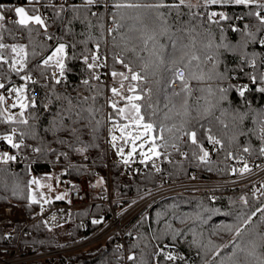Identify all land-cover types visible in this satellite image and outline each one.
<instances>
[{"label": "trees", "instance_id": "trees-1", "mask_svg": "<svg viewBox=\"0 0 264 264\" xmlns=\"http://www.w3.org/2000/svg\"><path fill=\"white\" fill-rule=\"evenodd\" d=\"M116 2L129 0H98L91 5L87 0H0V5L9 9L24 6L31 15L40 14L45 22V26L33 23L20 26L0 21L3 25L0 43L7 46L0 49L3 53L0 81L9 84L23 72L38 76L37 84L30 83L29 87H33L34 97L29 96V90L24 94L27 106L23 115L6 106L5 99L0 102V142L7 143L2 137L12 135L14 142L21 144L19 148L9 144L11 152L21 159L20 163L0 164V203L19 205L35 220L42 205L31 200L30 181L34 176L43 178L53 169H60L61 178L71 181L64 184L67 191L77 188L84 176L89 182H95L99 176H104L106 181L99 193L91 190L92 206L72 212L69 225L54 228L39 220L28 228L21 242L33 245L38 252L83 240L106 222L102 215L106 213L108 219L111 209L99 201L108 186V173L113 209L119 211L134 202L126 200L129 194L140 197L157 189L167 179L180 182L194 176L200 180H229L251 176L264 167L261 152L264 148V92L259 91L264 88V46L260 43L264 38V24L255 15L256 12L262 15L264 9L257 4L185 0L179 9L117 10L113 6ZM130 2L152 4L158 0ZM178 2L164 0L165 4ZM259 4H264V0H259ZM211 10H225L227 19L216 24L202 16L203 12ZM158 13L164 14L161 21L156 20ZM137 15L142 17L143 23L135 20ZM162 21H166L163 26L168 29L167 34L159 35L155 46L149 42L145 47L141 29L147 26V31L159 32ZM118 24L123 26L117 27ZM173 41L177 43L175 49ZM60 44L65 45L63 75L66 82L41 83L57 68L54 64L45 65L44 60ZM13 45L23 46L24 52L19 55L12 52ZM106 49L108 83L105 75L89 68L85 62V57ZM22 57L23 69L14 71L13 60L19 69ZM118 60L137 72L147 63L146 80H124L121 89L122 78L113 77L112 72H123L129 77L131 74ZM177 68L184 72L192 90L187 115L181 107L187 94L182 92L181 96H175L174 92H181L180 81H176L178 88L171 83ZM247 82L251 85L241 96L238 86ZM130 84H139L137 94L145 97L136 103L141 104L144 122L154 124L152 132L162 161L159 167L148 162L131 171L123 165H111L108 172V131L112 125L123 121L118 109L127 104L125 99L113 96L111 89H119L126 97L133 94L127 91ZM112 102H116V109L111 106ZM147 104L152 107H146ZM9 116L13 119H7ZM185 130L196 131V144L184 135ZM209 134L220 140L214 161L200 159L204 151L210 152ZM182 137L186 138L183 144ZM173 145H182L187 154L171 163L168 156ZM238 156L250 159L246 165L248 171H241L245 166L234 172L229 170L226 162ZM56 157L58 163H54ZM261 187L260 195L256 194L255 184L249 182L229 189L161 198L150 207L148 214L139 215L127 225V264H221V261L231 264L227 257L234 252L239 264H258L259 259H264V178ZM64 202V199L58 200L49 206ZM249 217L250 221L245 224ZM87 218L91 224L85 228L81 222ZM227 226H232V230ZM236 228L242 229L240 236H236ZM59 235L64 242H60ZM7 238L0 226V245H5ZM118 240L119 235L115 234L96 245L33 264H122ZM253 244L256 255L249 256ZM236 245L245 251H239ZM168 248L176 251L170 252ZM167 255L175 259L168 260Z\"/></svg>", "mask_w": 264, "mask_h": 264}, {"label": "built area", "instance_id": "built-area-1", "mask_svg": "<svg viewBox=\"0 0 264 264\" xmlns=\"http://www.w3.org/2000/svg\"><path fill=\"white\" fill-rule=\"evenodd\" d=\"M0 11L6 14L7 18L5 21L7 23H13L16 20L15 13H12L9 7L4 6L3 8H0ZM212 13H216V15L212 16ZM221 13H223L227 17V13L225 10H211L209 12H203L202 16L206 19H209L213 23L220 24L226 20L221 18ZM261 16H264V13H262ZM238 20H241V17H239ZM96 55L99 57V59L94 63L92 61L93 55L89 56L87 65L93 64L92 69L99 70L102 75H105L106 83H108V49H106V51L104 52H99ZM181 74L184 75V72L181 71ZM20 76L14 78V80L9 84H5L3 81H0V83L4 84L5 86L4 88H0V95L5 98V105L8 107H12V105L14 104V99H16L20 94H25L27 90H29V96L34 97L35 95L33 87L30 89L29 87L30 83L33 85L37 84L38 76L31 72H23ZM27 77H30L31 79H27ZM57 80H59L60 82L57 83ZM65 82L66 77L64 75L61 76L59 68H55L51 71V74L47 76L41 83L64 84ZM249 85H251L250 82L240 83L238 89L239 91L244 90L245 86L248 87ZM174 87L178 88V83H175ZM13 89H20L21 91L17 93L16 91H13ZM181 142L182 144L185 143L186 138L182 137ZM106 146V167L108 169V172L111 165H123L129 171H131L132 169L137 168L140 165H147L148 162L156 167H159L162 161V157L160 155L158 157L156 156L150 161H145L143 160V155H141V152H137L135 156L127 160V163L121 164L117 153L109 145L108 137ZM217 146L218 144H213L210 142V152L204 159V161H214L213 155H215L216 153ZM3 151L12 153L10 145L6 142L1 141L0 152ZM186 154L187 150L184 149L182 145H175V147H172L171 149V155L168 156V161L171 163L177 162L180 158H184ZM12 155L15 157V159L9 162V164L21 162V159H19V156L17 154L12 153ZM58 161L59 159L57 157L54 158V163H58ZM141 161L144 162L142 163ZM226 163L229 166V170L231 172H234L250 163V159L247 157L238 156L236 158H230ZM257 172L255 174H257ZM255 174L229 180H200L195 178L194 176L180 182H172L167 179L164 180L157 189L149 191L140 197H135L133 194H129L126 200H133L134 202L119 211H114V200L112 199L111 195L110 179L108 173V186L106 187V191H104V194H102L99 203L107 205L111 209L112 215L107 219V214L103 213L102 217L106 219V222L89 237L70 245L61 246L43 252L36 251L33 245L22 244V236L28 232V228L30 226H32L36 221L39 220L47 222L51 227L54 228L69 225L72 221V212L77 211L83 207L92 206L94 203L92 202L91 198V186L88 178L86 176L82 177L78 182V187L68 191L69 196L65 199L64 203L55 206H42L39 209L37 218L35 220H31L26 210L19 205L12 203H0V226L3 227L8 237L7 243L5 245H0V264H33L34 262L41 259L59 257L77 250H82L89 246L96 245L103 240L114 236L115 234L119 235L117 246L119 251L123 255L122 264H127L128 238L126 237V227L139 215L148 214L150 207L155 202H157L161 198H166L172 195L185 194L195 191L201 192L213 189H229L242 186L248 184L249 182H246L247 179L254 176ZM261 180L258 182V184H255L257 195H260L262 192ZM62 183L68 185L71 183V181L69 178H63ZM245 198L246 195L244 194L242 196V200L244 201ZM90 224V218H87L86 220L81 222V225L85 228L90 227ZM168 250H170V252L176 251L175 248H168Z\"/></svg>", "mask_w": 264, "mask_h": 264}, {"label": "snow or ice", "instance_id": "snow-or-ice-1", "mask_svg": "<svg viewBox=\"0 0 264 264\" xmlns=\"http://www.w3.org/2000/svg\"><path fill=\"white\" fill-rule=\"evenodd\" d=\"M31 2V0H30ZM98 2V0H87V3L89 5L93 4V3H96ZM208 3H212V4H217V3H235V4H244V5H249V4H257L258 7L264 9V4H259V0H207ZM185 3V0H179L178 3H173V4H165L164 3V0H158L157 3H152V4H141L139 2H116L114 3V7L117 9V10H120V9H141V8H144V9H149V10H152V9H160V8H176V9H179V7L181 5H183ZM189 7H191V5H188ZM4 6L3 5H0V8H3ZM10 11H14L15 13V16H16V20L14 21L16 24H19V25H22V26H27L29 23H35V24H39L41 26L44 25V20L41 18V16L39 15H29L28 12L25 10L24 7H15L14 9H10ZM95 14V13H94ZM163 13H158L157 16H156V20L158 21H161V18L163 17ZM216 13H212V16H215ZM255 15L260 19V22L261 24H264V16H261L260 15V12H256ZM221 18L222 19H227V17L221 13L220 14ZM6 14L2 11H0V21H4L6 20ZM135 20H137L138 22L140 23H143V20H142V17L137 15L135 17ZM166 24V21H162V26L160 28V31L157 32L155 29H152L150 32L146 30V27L144 29H141V31L143 32V35H142V39H143V43L145 45V47H147L148 43L149 42H152L153 45L155 46V44L157 43V38L159 35H164V34H167V31L168 29L166 27H164L163 25ZM123 25H117V27H122ZM0 27H3V25H0ZM135 30V29H133ZM261 44H264V40H261L260 41ZM173 48L175 49L177 47V43L176 41H173ZM5 47H7L6 45H4L3 43H0V49H4ZM186 47V46H185ZM12 52L14 53H17V55H19L20 53H23L24 52V47L23 46H16V45H13L12 48H11ZM65 52V45L64 44H60L59 47L56 48L55 52L53 53L52 56H49L46 60H44V64L47 65L49 63V61H51L53 59L54 56H57V55H60L61 56V59H58L57 60V66L59 67L60 69V74L61 76H63L64 74V69H65V65L62 61V57H63V54ZM25 56H26V53H25ZM3 58V53H0V59ZM99 59V57L97 55H93L92 56V61L95 63L97 60ZM180 61L183 60V56H181L180 58ZM193 59H197V57H193ZM87 60L88 58L85 57V62L87 63ZM119 63L123 64L124 67L127 69L128 73H130V77L128 75H125V73L123 72H120V73H117V72H112V76L113 77H116L117 75H119L122 80H121V84H120V88L123 89L124 88V83L123 81L124 80H131V81H136V82H142V81H145L146 78H147V70L149 68V65L146 63V64H143L142 67H141V71L140 72H137V71H134L133 68L125 63L123 60H118ZM5 63H7V61H5ZM17 62L15 60H13V70L14 71H17L19 72L20 70L23 69L24 67V63H23V57L21 58V61H20V68L17 69L15 67V64ZM177 63L176 60L173 61V64L175 65ZM89 68H92L93 67V64H89L88 65ZM144 73L143 75L141 73ZM97 79L99 77H96ZM192 78H202V77H192ZM27 79H31L30 77H27ZM179 80L180 81V86H181V92H174V95L175 96H181V93H186L187 95L183 98L182 100V104H181V107L183 108L184 112L183 114L184 115H187L188 114V107H189V104H188V97L191 96V89L188 85V81L186 79V77L184 75L181 74V71L179 68L176 69V71L173 73V79L171 81V83L173 85H175L176 81ZM253 80L255 81V77H253ZM60 81L57 80V83H59ZM85 84L88 83L87 80L84 81ZM139 86V84H136V85H132L130 84L128 86V89L127 91L130 92V93H133L132 95H128V96H123L122 95V92L113 87L111 89L112 91V94L113 96H119L121 97V99H125L127 101V106H130V108L134 111L135 113V116L132 118V124L135 125V128H136V134L134 135L132 131H126V129L130 128V125H124L123 127H120V132H121V136L124 137V136H127L131 143H132V149H131V152H129V156H131L133 153L136 152V141L137 140H141L142 137L148 133H150L153 129H154V124L151 123V122H147L145 123L144 122V116L141 114V104L139 103H136V101H141V100H144L145 97L144 95H141V94H137V87ZM4 84L0 83V88H4ZM246 88V86H245ZM13 91H16L17 93H19L21 90L20 89H13ZM142 91V90H141ZM259 91H262L264 92V88H260ZM151 93V89H149V94ZM240 95L243 96L244 95V90H241L240 91ZM4 97L2 95H0V102H3L4 101ZM13 107H15L16 105L13 104L12 105ZM27 105H25L24 103H21L20 104V107L21 109L25 108ZM114 109H116L117 107V104L116 102H112V105H111ZM146 107H152L151 104H147ZM165 107H167V105H165ZM173 107H175V105H173ZM118 112L120 114H124L125 113V108H119L118 109ZM155 114V113H153ZM179 114V113H177ZM21 115H23V113L21 112ZM167 118V114H166V117ZM7 119L11 120L13 119L11 116H9ZM22 123H27V121H21ZM140 128H143L144 129V132H140L139 129ZM161 132L164 131L163 128L160 129ZM169 131H171V129H169ZM262 132H264V129H262ZM15 133V129H13V134ZM209 133H210V130H209ZM184 135L188 136L189 139L191 140V142L193 144H196L197 143V139H196V136H197V133L195 130H185L184 131ZM2 139L6 140L8 144L11 145L12 148H19L21 146V144H18V143H15L14 140H13V136L12 135H6V136H3ZM117 137L115 135L112 136V141H113V147H115V141H116ZM160 139H163V137L161 136ZM207 139L209 142L213 143V144H219L220 143V140L216 139L213 135L209 134L207 136ZM127 142V141H126ZM22 143V142H21ZM144 144L141 143L140 147L143 148ZM157 145L155 144V138H153V142H152V146L149 148V152H151L154 156H159V152L157 151ZM173 147H175V145H173ZM203 151V149H201ZM36 151H39V149H36ZM245 151H247V149H245ZM261 152L264 153V148L261 149ZM120 153L122 154L123 153V149L121 148L120 149ZM141 155L145 156L146 158H150L147 156V153H141ZM208 156V152L204 151L203 153V156L200 157L201 160H204L206 157ZM15 157L14 156H10L8 155V153L4 152V153H0V160H2L4 163H7L9 160H14ZM128 161L125 160V163H127ZM142 163L144 161H141ZM249 169L247 168V166H245V168L241 169V171H248ZM50 178V177H49ZM30 183L32 184H37L39 185L40 182L38 180H35L33 179L32 181H30ZM51 187V186H49ZM56 199H63L62 196H57ZM33 202L36 203L38 201H36L35 197L33 196ZM45 202H48V201H45ZM255 213H253L254 215ZM250 221V217L244 221L245 224H247L248 222ZM99 221H94V223H98ZM228 227V230L231 231L232 230V226H227ZM241 232H242V229L241 228H236V236H240L241 235ZM237 249H239V251H245V249H242L240 248L239 245H236L235 246ZM218 254V253H217ZM248 255L249 256H255L256 255V245L253 244L251 249L248 251ZM236 256V252L233 253L232 256H229L227 257V259L229 261H231V264H239V261L237 259H234V257ZM168 260H173L175 259V257H173L172 255H167L166 257ZM129 259H132V257H129ZM221 264H224L223 261H221ZM258 264H264V259H259L258 261Z\"/></svg>", "mask_w": 264, "mask_h": 264}, {"label": "rangeland", "instance_id": "rangeland-1", "mask_svg": "<svg viewBox=\"0 0 264 264\" xmlns=\"http://www.w3.org/2000/svg\"><path fill=\"white\" fill-rule=\"evenodd\" d=\"M53 53L50 56H52ZM64 57H65V52L62 57L63 62H64ZM58 59H61L60 55L54 56L53 59L49 61V63L54 64L57 68H59L57 66ZM21 103H24L25 105L27 104V100L24 94L23 95L20 94L17 96L16 99H14V104L16 106L15 107L12 106V109H16L17 112L21 113L24 109V108L21 109L20 107ZM120 108H125V113L123 115L120 114V117L122 118L123 121L121 123L112 125L109 128V132H108L109 145L117 153L120 163L121 164L125 163V160L132 158L133 156L137 154V152L147 153V156L150 158H146L145 156H143V160L145 161H150L154 159L156 156H154L151 152H149V148L152 146L153 138H155L154 133L152 131L144 135L141 140H137L136 141V152L133 153L131 156L128 155L129 152H131L132 143L127 136H124V137L121 136V132L119 129L120 127H123L126 124L130 125V128L126 129V131H132L133 134L135 135L136 128H135V125L132 124V118L135 116V113L130 108V106H127V104L122 105ZM139 131L144 132V129L140 128ZM113 135L117 137L116 141L114 142L116 145L115 147H113V141H112ZM141 143L144 144L143 148L140 147ZM155 144L157 145L156 140H155ZM121 148L123 149L122 154L120 153ZM157 151H158V147H157ZM4 152L8 153V155L10 156H13L12 153L8 151H3L0 153H4ZM11 161L12 160H9L7 163H4L2 160H0V164H9V162ZM263 176H264V168L259 170L257 174H255L254 176L249 177L246 182H253L254 184L256 183L258 184V182L263 178ZM104 178H105L104 176H99V178L95 182H90L91 190L93 189V191L96 194L102 190V187H105L106 181ZM33 179L38 180L40 184L37 185V184L31 183V200L32 201H33V196H34L36 201L41 203L42 206H49L50 203H55L56 201H58V199H56L57 196H62L63 199L68 198L69 192L67 191L66 186L62 183L60 169L55 168L50 173L45 174L43 178H38L34 176ZM63 199H59V200H63ZM45 201H48V202H45ZM59 239L61 243L65 241L62 235H59Z\"/></svg>", "mask_w": 264, "mask_h": 264}, {"label": "water", "instance_id": "water-1", "mask_svg": "<svg viewBox=\"0 0 264 264\" xmlns=\"http://www.w3.org/2000/svg\"><path fill=\"white\" fill-rule=\"evenodd\" d=\"M18 7H24V6H18ZM24 8H25V7H24ZM25 10L27 11L26 8H25ZM27 12H28V11H27ZM28 14L31 15L29 12H28ZM37 15L41 16L40 14H37ZM41 18H42V17H41ZM42 19H43V18H42ZM29 24H31V23H29ZM29 24H28V25H29ZM33 24H34V25H39V24H35V23H33ZM28 25H27V26H28ZM20 26H22V25H20ZM43 26H45V22H44V25H43Z\"/></svg>", "mask_w": 264, "mask_h": 264}, {"label": "bare ground", "instance_id": "bare-ground-1", "mask_svg": "<svg viewBox=\"0 0 264 264\" xmlns=\"http://www.w3.org/2000/svg\"><path fill=\"white\" fill-rule=\"evenodd\" d=\"M89 180V179H88Z\"/></svg>", "mask_w": 264, "mask_h": 264}, {"label": "crops", "instance_id": "crops-1", "mask_svg": "<svg viewBox=\"0 0 264 264\" xmlns=\"http://www.w3.org/2000/svg\"><path fill=\"white\" fill-rule=\"evenodd\" d=\"M65 200V199H64Z\"/></svg>", "mask_w": 264, "mask_h": 264}]
</instances>
